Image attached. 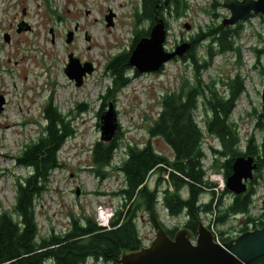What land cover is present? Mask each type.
Masks as SVG:
<instances>
[{
    "label": "rangeland",
    "instance_id": "obj_1",
    "mask_svg": "<svg viewBox=\"0 0 264 264\" xmlns=\"http://www.w3.org/2000/svg\"><path fill=\"white\" fill-rule=\"evenodd\" d=\"M161 1L169 4L165 13L168 23L163 47L166 52H173L180 40L191 37L199 28L220 23L229 16L222 7L225 0H216L220 6H213L215 0H184L186 9L178 17L173 12L172 0ZM139 10L140 0H0V212L10 210L16 181L28 173L27 169L17 165L16 159L38 136L43 123V108L49 98L61 114L71 112L74 116L71 121L74 134L58 152L63 167L51 173L47 190L35 200V218L40 235H47L50 230L63 232L68 227L70 214L78 217L82 213L95 219L98 208L111 213L119 206L118 198L110 193L118 188L120 174L109 172V176L100 182L90 170L93 167L90 151L100 141L97 112L100 98L110 84L109 77L105 75V65L118 53L129 51L136 32H145L150 27L149 21L137 20ZM109 12L115 15L112 27H106L105 16ZM214 15L220 17L216 19ZM248 27L237 39L243 45L241 64L236 65L237 60L232 53L216 55L212 66L202 74L206 83L214 82L220 90V83L236 71L244 78L246 92L236 102L231 116L237 123L242 141L254 131L253 108L261 111L260 92L263 87L262 75L258 67H253L255 57L249 48H263V42L257 36L263 34L262 19L251 16ZM68 32L73 33L70 43H66ZM5 34L9 36L7 43L3 38ZM204 45L197 49L198 56L205 54ZM69 54L81 64L89 61L95 66L91 74L83 77L80 87H75L64 73ZM175 59L158 72L130 77V84L116 95L114 108L124 134L122 148L125 143L140 147L148 141L147 129L160 112L161 96L176 90L179 78L188 71L186 63ZM262 62L264 67V56ZM76 107H86V112L77 115ZM195 120L202 128L199 109ZM255 135L260 137V132L256 131ZM207 144L218 145L215 139L205 135V151ZM151 145L160 155L172 158L171 150L161 139H151ZM122 154V150L116 152L114 162L120 160ZM207 154L209 159L203 157L202 163L208 171L215 172L211 168V156ZM156 180L157 175H151L148 186L154 188ZM263 186L264 169L254 194V216L261 217L258 204L264 194ZM163 187L160 185L157 189ZM180 194L186 197L185 188ZM209 199L207 192L200 196L199 202L206 203ZM224 203H230L229 195L224 197ZM157 212L165 227L181 228L184 223L183 214L171 217L158 205ZM200 219L210 230L212 215L201 214ZM241 221L231 219L229 222L239 224ZM137 227L144 243L150 245L156 231L146 217L138 221ZM221 230L224 228L213 226V232ZM85 264L107 263L88 260Z\"/></svg>",
    "mask_w": 264,
    "mask_h": 264
},
{
    "label": "trees",
    "instance_id": "obj_2",
    "mask_svg": "<svg viewBox=\"0 0 264 264\" xmlns=\"http://www.w3.org/2000/svg\"><path fill=\"white\" fill-rule=\"evenodd\" d=\"M172 3L175 16H180L186 9L184 0H172ZM213 6L220 4L215 0ZM168 9L169 4L161 0H140L136 18L149 21L150 27L145 32L135 33L128 52L122 51L106 63L105 75L109 77L110 84L100 98L98 119L109 104L115 106L116 95L130 84V77L140 76L128 67L129 55L157 21L163 20L166 26L164 12ZM214 17L218 19L220 16ZM245 24L248 26L249 18L232 26L223 21L216 22L205 29L199 28L190 37L188 51L180 59H175L186 63L188 71L179 78L176 90L161 96L160 112L148 127L149 139L143 146L129 142L122 148L124 134L120 125L109 143L99 141L93 145L90 151L93 167L90 170L98 180H105L109 172H117L121 176L118 188L110 193L118 198L119 206L111 212L108 229L99 227L94 218L81 213L78 217L70 214L68 227L61 233L53 230L47 235L39 233L35 200L47 190L51 173L63 167L58 152L74 134L71 128L74 116L71 112L61 114L49 98L43 108V123L38 136L16 159L17 165L27 169L28 173L16 181L10 210L0 212V264H85L88 260L116 264L122 256L144 248V239L137 227L143 217L153 229L161 228L168 238L173 239L180 227L168 228L159 222L156 211L159 193L167 215L177 217L183 214L185 221L181 228L193 237L201 223V214L214 215L211 221L214 227H220L232 216L247 214L264 169V114L257 107L253 108L254 131L242 141L237 123L231 116L236 102L246 92L244 78L236 71L220 83L221 90L214 82L206 83L202 78L216 55L232 53L237 60L236 65L241 64L243 45L237 39L241 37ZM257 36L262 42V34ZM202 44H205V54L198 56L197 49ZM249 48L255 57L253 67H258L261 73L263 48ZM198 109L202 128L195 120ZM84 112L86 107H76L77 115ZM256 131L260 132V137H256ZM205 135L215 139L218 145L207 144L205 151ZM153 138L161 139L169 147L172 158L168 159L154 150L151 145ZM120 150L123 154L119 165L113 166V157ZM206 152L211 156L212 170L222 171L224 179L231 174V164L237 157H252L257 165L254 179L248 182L243 195H232L224 189L222 196H230V203L226 206L222 203L224 197L216 199L208 190L210 184L204 180L201 162ZM153 174L157 175V180L155 187L150 188L147 181ZM160 185L164 187L158 190ZM184 188L186 197L180 194ZM207 192L210 199L207 203H200V196ZM259 211L260 222L255 229L264 227V201ZM250 221L254 222L251 216L246 218V222ZM241 232L245 233L246 228ZM217 233L222 244L228 242V238H223V231Z\"/></svg>",
    "mask_w": 264,
    "mask_h": 264
},
{
    "label": "water",
    "instance_id": "obj_3",
    "mask_svg": "<svg viewBox=\"0 0 264 264\" xmlns=\"http://www.w3.org/2000/svg\"><path fill=\"white\" fill-rule=\"evenodd\" d=\"M222 7L229 12L223 20L224 24L235 25L251 16H259L263 23V56H264V0H225ZM109 12L105 16L106 27L113 26V17ZM165 24L157 21L149 30L147 36L142 37L131 51L127 65L139 75L158 72L162 66L175 58H181L189 49L184 43L173 52H166ZM73 33L68 32L66 43L72 41ZM9 42V36H3ZM92 67L88 63L81 64L72 54L68 55V62L64 68L66 77L74 82L75 87L82 85L83 77L91 74ZM263 87L260 92L261 112L264 114V67L261 72ZM2 101L0 100V112ZM118 129L116 110L109 104L99 116L100 142L109 143ZM257 165L252 157H237L231 164V174L225 180V186L232 195H243L247 190V183L254 179ZM79 193L76 191V196ZM156 231L154 240L140 252L124 255L116 264H264V227L242 233L227 243L216 244L211 232L203 225H199L196 239L192 243V235L185 229L176 233L173 239L166 236L161 228Z\"/></svg>",
    "mask_w": 264,
    "mask_h": 264
},
{
    "label": "built area",
    "instance_id": "obj_4",
    "mask_svg": "<svg viewBox=\"0 0 264 264\" xmlns=\"http://www.w3.org/2000/svg\"><path fill=\"white\" fill-rule=\"evenodd\" d=\"M253 24L255 26H257V24L255 22H253ZM256 29H258V28L256 27ZM114 159H115V155L113 157V164L118 165L119 164V160L117 162H114ZM202 168L206 171L205 181H208L210 184H212V186H209L208 187V190L214 193L216 199H219L222 196V193L224 192V187H225L224 186V181H223L222 175L216 174V173L211 172V171H208V169L204 165L202 166ZM164 177L166 178V176H164ZM262 189L264 190V186L262 187ZM263 199H264V194H262L261 195V198L259 199V204H258V208L259 209H260V207L262 205V200ZM223 200H224V198H223ZM215 202H216V200H215ZM157 205L162 210L165 211V214L166 215L168 214L166 212V209L162 206V197L161 196H159L158 199H157V202H156V211H157ZM252 209H253V207L250 208L249 215L251 216L252 219H254V222L250 221V222H248L246 224V229L248 231L254 230L255 227H256V225H258V223L260 222L259 215L258 216H254L252 214ZM259 213H260V211H259ZM157 214H158V216L160 218L161 217L160 214L158 212H157ZM213 218H214V216H212V219ZM242 218L246 219V216H244V215L243 216L242 215L239 216L238 215V216L232 217L231 219L232 220H235V221H241ZM110 219H111V213H108L102 207H100V208L97 209V213H96L95 220H96L97 225L99 227L107 228L108 229L110 227L109 226ZM161 219H162V217H161ZM233 223H236V222H233ZM233 223H230L229 221H227L223 225V228L228 230V232L226 234H224V238H230V239L236 238L240 234L241 229H243L244 226H245L241 222L239 224L236 223L235 225H233ZM209 225H210V227H209L210 230L209 231L211 233H213L214 241L217 244H221V239H220L218 233L213 232L212 222L209 221Z\"/></svg>",
    "mask_w": 264,
    "mask_h": 264
},
{
    "label": "flooded vegetation",
    "instance_id": "obj_5",
    "mask_svg": "<svg viewBox=\"0 0 264 264\" xmlns=\"http://www.w3.org/2000/svg\"><path fill=\"white\" fill-rule=\"evenodd\" d=\"M165 11L167 12L168 10H165ZM166 12H164V18H165L166 23H168V20L166 19V14H165ZM84 63H88V64H90L91 67H92V69L95 70V66H94L93 63H91V62H89V61H83L82 64H84Z\"/></svg>",
    "mask_w": 264,
    "mask_h": 264
}]
</instances>
